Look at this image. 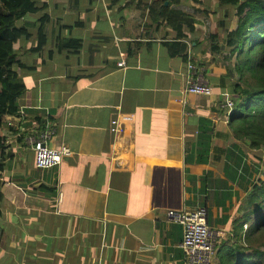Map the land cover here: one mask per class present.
<instances>
[{"label":"crops","instance_id":"0c3cea01","mask_svg":"<svg viewBox=\"0 0 264 264\" xmlns=\"http://www.w3.org/2000/svg\"><path fill=\"white\" fill-rule=\"evenodd\" d=\"M33 1L40 11L18 21L30 33L14 66L23 92L0 132V264H183L182 230L167 212L199 208L222 235L214 264H242L243 214L263 179L264 149L236 140L230 111L219 109L234 98L220 79L236 9L218 0ZM162 4L192 29L172 28ZM43 15L46 43L36 51ZM188 56L211 96L183 95ZM48 129L45 144L68 153L42 170L28 141Z\"/></svg>","mask_w":264,"mask_h":264},{"label":"trees","instance_id":"16d2710c","mask_svg":"<svg viewBox=\"0 0 264 264\" xmlns=\"http://www.w3.org/2000/svg\"><path fill=\"white\" fill-rule=\"evenodd\" d=\"M218 1L222 6L234 7L238 18L236 29L226 37V59L233 58L234 62L226 67L220 79L221 85L231 84L233 97L241 99L229 112V127L236 140L248 141L250 149L261 150L264 149V0ZM160 9L161 16L172 28L177 29L184 23L192 29L189 16L169 11L163 4ZM39 11L33 0H0V132L4 116L16 114L17 99L23 92L14 66L16 54L30 33L18 21ZM47 21L45 15L37 21L36 51L46 43ZM4 148L0 135V159ZM243 223H249L250 227L243 237L246 248L242 264H264V174L248 193Z\"/></svg>","mask_w":264,"mask_h":264},{"label":"built area","instance_id":"2783aa9c","mask_svg":"<svg viewBox=\"0 0 264 264\" xmlns=\"http://www.w3.org/2000/svg\"><path fill=\"white\" fill-rule=\"evenodd\" d=\"M123 67L124 63H118ZM184 96H211L212 88L205 80L201 69L195 65L188 56L186 62V75L182 91ZM234 104L227 101L219 105L220 110L231 111ZM53 135L52 129L46 130L41 136V142L29 140L28 144L35 153V166L38 169L56 167L61 162V157L68 153L67 149L56 150L49 148L45 142ZM167 220L177 224L182 230L180 248L182 251L183 264H214L218 242L222 235L206 223V210H169ZM246 227V226H245Z\"/></svg>","mask_w":264,"mask_h":264},{"label":"rangeland","instance_id":"374dc122","mask_svg":"<svg viewBox=\"0 0 264 264\" xmlns=\"http://www.w3.org/2000/svg\"><path fill=\"white\" fill-rule=\"evenodd\" d=\"M227 56H228V54H227ZM221 57H223L222 55H219V57H218V59L221 61ZM233 62H234V60H233V58L230 60V61H227V59L225 60V62H224V64L226 65V67H229V66H231L232 64H233ZM236 76H234L233 75V77H232V79L235 81V78ZM231 85V84H230ZM230 100V99H229ZM240 98H236V97H234L232 100H231V102L233 103V104H236V103H239L240 102Z\"/></svg>","mask_w":264,"mask_h":264}]
</instances>
